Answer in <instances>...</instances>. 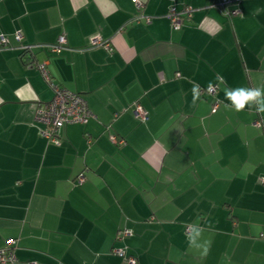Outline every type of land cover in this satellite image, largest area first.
<instances>
[{
    "label": "crops",
    "instance_id": "1",
    "mask_svg": "<svg viewBox=\"0 0 264 264\" xmlns=\"http://www.w3.org/2000/svg\"><path fill=\"white\" fill-rule=\"evenodd\" d=\"M141 1L148 22L132 0H0V248L17 240L8 264H126L118 247L137 264H264V113L227 108L224 93L264 86V0L225 6L234 16L216 0ZM185 6L173 28L168 12ZM61 35L58 51L44 47ZM93 35L111 49L90 46ZM43 62L93 114L60 128L57 143L34 120L54 93ZM195 227L206 256L189 247Z\"/></svg>",
    "mask_w": 264,
    "mask_h": 264
},
{
    "label": "built area",
    "instance_id": "2",
    "mask_svg": "<svg viewBox=\"0 0 264 264\" xmlns=\"http://www.w3.org/2000/svg\"><path fill=\"white\" fill-rule=\"evenodd\" d=\"M135 4L136 8L139 10V13L135 15V19H139L144 17L148 22L150 17L148 15L143 14L141 11L143 3L141 0H132ZM235 0H216L211 4V7H217L225 12L228 16H234L239 13V10L227 9L224 10L225 6L233 4ZM193 11L192 7L185 6L180 10H176L172 8L168 12V18L170 20L171 26L173 28H179L184 24V21L188 19ZM15 38L17 40L22 39V35L20 32L15 33ZM65 43V36L61 35L57 39V42L54 44L44 45V47L50 52L58 51L62 45ZM8 45V39L4 35H0V49L5 48ZM90 46H103L106 49L110 48V42L108 40L102 39L98 35H93L90 38ZM35 46H28L26 48L34 49ZM41 74L45 78L47 82H51L50 76L48 74L45 63H40L37 65ZM53 88V96L52 98L44 103L39 104L34 110V120L40 127V134L53 143H57V133L60 128L67 124H85L89 118L93 117L91 110L88 108L85 99L81 94L68 90L62 86L55 85L50 83ZM210 94H214L216 88L213 86L211 89L209 87L206 89ZM217 106V103L214 104V108ZM133 112L136 117L144 120L146 118V112L143 107L136 103L133 107ZM259 125L260 122L257 121ZM113 141L116 143H123L122 139H116L115 136L111 137ZM83 174H79L76 177L77 182L83 181ZM264 181V178H262ZM130 234L128 229H122L119 231V237L126 236ZM264 237V234L260 235ZM17 248V240L14 238H8L5 241V245L0 248V264H8L16 261L15 249ZM113 253L119 256H125V250L123 248H114ZM127 264H136V258L133 256L126 257Z\"/></svg>",
    "mask_w": 264,
    "mask_h": 264
},
{
    "label": "clouds",
    "instance_id": "3",
    "mask_svg": "<svg viewBox=\"0 0 264 264\" xmlns=\"http://www.w3.org/2000/svg\"><path fill=\"white\" fill-rule=\"evenodd\" d=\"M220 82L223 83L222 78H219ZM213 86L209 84V89ZM225 99L229 102L225 107L231 108L236 112H241L246 108L249 110L255 109L258 113H264V86L261 87H235V88H224ZM200 88L199 85L194 84L192 88V104L193 106L200 100ZM203 233L202 227H195L191 235L186 233L189 247L200 250L202 256H206L210 249V241L204 240L201 243Z\"/></svg>",
    "mask_w": 264,
    "mask_h": 264
},
{
    "label": "trees",
    "instance_id": "4",
    "mask_svg": "<svg viewBox=\"0 0 264 264\" xmlns=\"http://www.w3.org/2000/svg\"><path fill=\"white\" fill-rule=\"evenodd\" d=\"M235 2H236V0H235ZM234 2V3H235ZM233 3V4H234ZM32 50L33 49H29V48H23L22 50H21V53H20V56H21V59L23 60V62L24 63H27V64H29V63H33V59H34V53L32 52ZM215 87V86H214ZM208 87H206V88H204V89H202V91H206V89H207ZM216 88V87H215ZM208 92V91H207ZM216 92V91H215ZM209 93V92H208ZM210 94V93H209ZM215 94V93H214ZM214 94H210V95H212V96H214ZM217 103V106H218V104H219V101H218V99L214 96L213 97V99H212V107H213V109H214V104H216ZM217 106L215 107V108H217ZM138 118V117H137ZM140 119V118H139ZM142 120V119H141ZM112 136H115V135H112ZM111 136V137H112ZM116 137V136H115ZM116 139H122V138H118V137H116ZM123 140V139H122ZM115 142V141H114ZM125 142H124V140H123V143H117V144H124ZM118 237H119V232H118ZM119 248V247H118ZM114 249V248H113ZM112 253H113V250H112ZM113 254H115V253H113ZM115 255H117V254H115ZM119 256V255H118ZM128 256H133V257H135L136 258V256H134V255H132V254H127L126 253V251H125V256H119V257H121V258H123V260H124V262L127 264V262H126V257H128ZM136 264H137V258H136Z\"/></svg>",
    "mask_w": 264,
    "mask_h": 264
}]
</instances>
